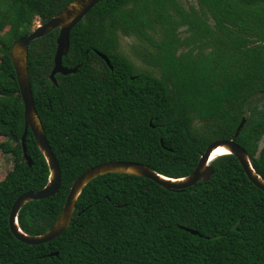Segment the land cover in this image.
I'll return each instance as SVG.
<instances>
[{
    "label": "trees",
    "instance_id": "obj_1",
    "mask_svg": "<svg viewBox=\"0 0 264 264\" xmlns=\"http://www.w3.org/2000/svg\"><path fill=\"white\" fill-rule=\"evenodd\" d=\"M72 1L0 0V151L12 158L0 180V264H264V193L232 155L211 162L208 182L178 191L131 175L100 176L83 189L58 238L30 246L13 237V203L42 189L49 173L30 131L32 166L24 160V109L9 53L35 22ZM185 3L101 0L72 28L62 65L77 71L57 74V85L49 77L58 30L30 43L33 101L61 185L21 208L25 234L51 228L73 182L91 167L136 162L182 178L243 119L235 142L264 179V0Z\"/></svg>",
    "mask_w": 264,
    "mask_h": 264
},
{
    "label": "water",
    "instance_id": "obj_2",
    "mask_svg": "<svg viewBox=\"0 0 264 264\" xmlns=\"http://www.w3.org/2000/svg\"><path fill=\"white\" fill-rule=\"evenodd\" d=\"M100 1L101 0L72 1L49 21L40 24L31 33L16 40L10 49L9 56L14 67L16 81L24 109V133L21 138L23 157L28 166L31 167V158L27 154V149L25 146L26 137L28 131H30L34 137L37 148L39 149L47 164L49 173L46 185L37 192H26L19 196L13 203L9 213L8 225L11 234L18 241L26 245L35 246L46 244L63 234L70 227L77 200L83 189L96 178L107 174L131 175L149 179L167 191H178L197 185L200 182H208L210 180L214 173V170L210 164L216 158H212L211 156L218 148H223L227 151V153L224 155L234 156L242 167L247 179L257 189L264 193V179L260 177L253 169L250 156L247 154V152L235 142L239 135L240 129L243 126V119L239 127L236 129L233 138L230 140H220L211 143L206 148L204 154L200 157L196 168L185 177L177 179L168 178L154 172L148 166L136 162L111 161L101 163L86 170L73 182L67 195L65 204L51 228H49L43 234L34 236L27 235L20 229L17 217L21 208L28 202L39 201L53 197L58 193L61 185L60 167L51 147L46 140V135L33 101L28 74V49L30 43L45 37L55 30H58L54 66L49 77L50 81L54 85H57L55 79L57 74L67 76L74 74L77 71V68L68 69L62 65V58L67 55L69 50V37L72 28L77 25ZM96 54L105 61L110 69H112L110 62L105 55L97 51ZM190 232L194 235L197 234V232L194 231ZM54 255L56 256L57 254L55 253Z\"/></svg>",
    "mask_w": 264,
    "mask_h": 264
},
{
    "label": "rangeland",
    "instance_id": "obj_3",
    "mask_svg": "<svg viewBox=\"0 0 264 264\" xmlns=\"http://www.w3.org/2000/svg\"><path fill=\"white\" fill-rule=\"evenodd\" d=\"M182 4L186 6L185 0H179ZM189 2L194 3V0H189ZM40 25V22H35L32 31L35 30L36 27ZM3 139H0L2 141ZM264 143V137L262 139L261 144ZM12 167V158L10 156H5L0 151V180L4 178L5 174L11 169Z\"/></svg>",
    "mask_w": 264,
    "mask_h": 264
},
{
    "label": "bare ground",
    "instance_id": "obj_4",
    "mask_svg": "<svg viewBox=\"0 0 264 264\" xmlns=\"http://www.w3.org/2000/svg\"><path fill=\"white\" fill-rule=\"evenodd\" d=\"M227 153V151L225 150V149H223V148H218V149H216L214 152H213V154H212V158H214V157H217V156H220V155H224V154H226Z\"/></svg>",
    "mask_w": 264,
    "mask_h": 264
}]
</instances>
